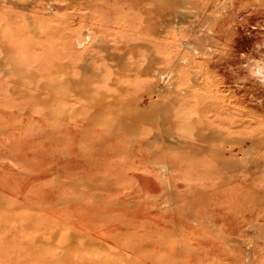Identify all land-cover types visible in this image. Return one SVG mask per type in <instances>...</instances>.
<instances>
[{
  "label": "rangeland",
  "instance_id": "374dc122",
  "mask_svg": "<svg viewBox=\"0 0 264 264\" xmlns=\"http://www.w3.org/2000/svg\"><path fill=\"white\" fill-rule=\"evenodd\" d=\"M0 264H264V0H0Z\"/></svg>",
  "mask_w": 264,
  "mask_h": 264
},
{
  "label": "bare ground",
  "instance_id": "6f19581e",
  "mask_svg": "<svg viewBox=\"0 0 264 264\" xmlns=\"http://www.w3.org/2000/svg\"><path fill=\"white\" fill-rule=\"evenodd\" d=\"M15 2V1H14ZM25 29V28H24Z\"/></svg>",
  "mask_w": 264,
  "mask_h": 264
}]
</instances>
